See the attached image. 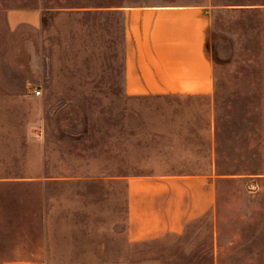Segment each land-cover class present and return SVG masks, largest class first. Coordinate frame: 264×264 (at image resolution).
Wrapping results in <instances>:
<instances>
[{"label": "rangeland", "instance_id": "1", "mask_svg": "<svg viewBox=\"0 0 264 264\" xmlns=\"http://www.w3.org/2000/svg\"><path fill=\"white\" fill-rule=\"evenodd\" d=\"M166 4L210 9L209 97L124 93L122 10ZM13 11L38 25L12 26ZM209 101L214 210L130 241L127 178L207 170L206 155L143 165L157 161L139 152L205 145L193 138ZM18 243L44 264H264V0H0V249Z\"/></svg>", "mask_w": 264, "mask_h": 264}, {"label": "crops", "instance_id": "2", "mask_svg": "<svg viewBox=\"0 0 264 264\" xmlns=\"http://www.w3.org/2000/svg\"><path fill=\"white\" fill-rule=\"evenodd\" d=\"M122 14L125 22L123 90L126 95L209 97L213 94L214 65L208 51V6H136L125 8ZM7 18L12 26L38 25L39 16L35 11H13ZM208 104V115L199 117L203 124L196 127L198 131L193 138L199 140L202 137L206 140L205 145L194 147V150H188V146L175 145L178 150L156 146L148 153L139 152L140 159L142 155H148L150 160V155H155L153 160L157 161L143 165H201L193 164L195 155L196 158L206 155L207 170L158 172L127 178L126 236L130 241L180 234L187 225L214 210L215 115L210 101ZM188 129L189 126L167 128L160 135L169 145L170 140H184L188 135L184 130ZM178 131L180 134H176ZM176 159L181 162L171 163ZM22 244L0 249V264H44L40 246L31 248Z\"/></svg>", "mask_w": 264, "mask_h": 264}, {"label": "built area", "instance_id": "3", "mask_svg": "<svg viewBox=\"0 0 264 264\" xmlns=\"http://www.w3.org/2000/svg\"><path fill=\"white\" fill-rule=\"evenodd\" d=\"M36 94H39V89H35Z\"/></svg>", "mask_w": 264, "mask_h": 264}]
</instances>
